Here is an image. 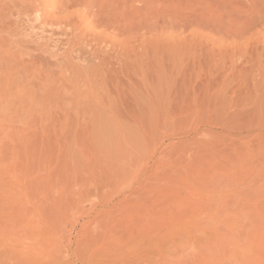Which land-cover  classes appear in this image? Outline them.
Instances as JSON below:
<instances>
[{
	"label": "rangeland",
	"instance_id": "1",
	"mask_svg": "<svg viewBox=\"0 0 264 264\" xmlns=\"http://www.w3.org/2000/svg\"><path fill=\"white\" fill-rule=\"evenodd\" d=\"M252 1L125 0L77 75L40 51L36 80L0 71V264H264V136L205 124L199 86ZM18 21L28 46L47 37Z\"/></svg>",
	"mask_w": 264,
	"mask_h": 264
},
{
	"label": "bare ground",
	"instance_id": "2",
	"mask_svg": "<svg viewBox=\"0 0 264 264\" xmlns=\"http://www.w3.org/2000/svg\"><path fill=\"white\" fill-rule=\"evenodd\" d=\"M124 3L125 0H120V2L118 0H0V71L3 69V72L7 73L6 70L13 72V68L16 70L21 68L19 71L24 76L23 79L26 80V78L35 75L36 80L38 78L36 76L39 74L36 75L35 71L38 72L41 68L38 67L40 64L36 58H32V53L40 51L55 62L61 60V62H57V68L62 73L77 75L83 68H77L80 65L72 61L73 52L83 45L93 51L98 42H108L109 45L113 46V32H109L114 29L111 22H114V16L118 9L123 11ZM119 6L120 8H117ZM114 10L116 11L113 15ZM239 11L230 12L226 16V23L222 25L223 31L221 30L222 36H224L223 40L226 41V47L221 46L223 50L211 53L213 54L211 59L214 66L212 65L213 68L211 67L212 69L207 72L208 74H205L206 77L199 86L203 87L205 91L207 110L206 121L204 119L205 124L207 123L209 126L218 125L220 130L229 131V133L230 131H248V133L251 131L253 134H249L254 137L238 138V142L239 140L244 141V139L251 142L254 141V138L260 137L261 139V136H264L262 135L264 132V35L262 34L264 30V2H248L246 9L243 10L242 8V11ZM30 14H33L35 23L39 25L40 34L44 30H48L43 32L47 35L43 42L33 41L34 47L27 45L29 41L31 43L30 39L32 38L29 37L28 39L21 36L24 28L19 29L21 27H19L18 21V19L25 18ZM32 28L31 31H33ZM87 35H90L89 38H86ZM75 65H77L75 67L77 70L73 67ZM42 67L45 69L44 66ZM47 68L48 71L44 72L45 76L41 78L42 80L45 77H47L46 79L49 78L50 73L49 68ZM41 71L43 74V70ZM51 71L53 72V70ZM39 73L41 72L39 71ZM62 73L60 72L61 75L58 78H63ZM55 74L54 77L51 76L53 77L52 80L55 77V80L58 79L59 74ZM0 86L6 88L3 81L0 82ZM198 88L200 89V87ZM5 93L2 90L0 92V116L6 114L8 123H10L9 126H11L16 107L12 97L10 98V95L7 94V96ZM262 130L263 132H260ZM226 132H224L225 141H233ZM224 137L220 136L218 139L224 140ZM6 169H8L7 182L10 188L14 181L13 168L9 165ZM12 188L11 190H13ZM151 264L153 263L151 262Z\"/></svg>",
	"mask_w": 264,
	"mask_h": 264
}]
</instances>
